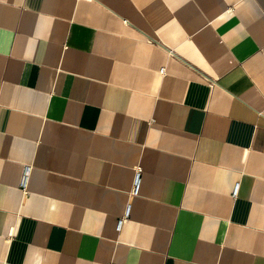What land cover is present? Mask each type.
<instances>
[{"label": "crops", "instance_id": "0c3cea01", "mask_svg": "<svg viewBox=\"0 0 264 264\" xmlns=\"http://www.w3.org/2000/svg\"><path fill=\"white\" fill-rule=\"evenodd\" d=\"M0 264H264V0H0Z\"/></svg>", "mask_w": 264, "mask_h": 264}, {"label": "built area", "instance_id": "2783aa9c", "mask_svg": "<svg viewBox=\"0 0 264 264\" xmlns=\"http://www.w3.org/2000/svg\"><path fill=\"white\" fill-rule=\"evenodd\" d=\"M139 189V182L136 181L135 188H134V193H136Z\"/></svg>", "mask_w": 264, "mask_h": 264}]
</instances>
